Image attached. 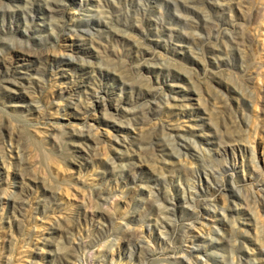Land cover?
<instances>
[{
  "label": "rangeland",
  "instance_id": "obj_1",
  "mask_svg": "<svg viewBox=\"0 0 264 264\" xmlns=\"http://www.w3.org/2000/svg\"><path fill=\"white\" fill-rule=\"evenodd\" d=\"M0 264H264V0H0Z\"/></svg>",
  "mask_w": 264,
  "mask_h": 264
}]
</instances>
